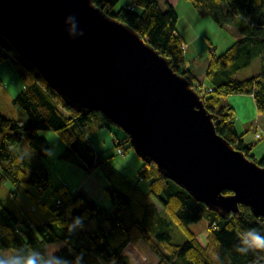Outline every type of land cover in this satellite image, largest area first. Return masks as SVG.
Returning <instances> with one entry per match:
<instances>
[{"label":"trees","instance_id":"16d2710c","mask_svg":"<svg viewBox=\"0 0 264 264\" xmlns=\"http://www.w3.org/2000/svg\"><path fill=\"white\" fill-rule=\"evenodd\" d=\"M91 1L107 15L136 30L166 56L170 67L185 76L200 94L204 106L212 113L216 131L235 148L264 165V157L256 159L251 153L253 144L245 143L242 134L236 132L233 107L220 103L221 97L227 94H251L257 112H264V0H188L200 16H210L219 26L237 21L238 37L220 53L209 49L205 76L212 90L207 92H202L196 84L198 81H192L189 70L182 67L185 47H182L183 38L175 30L177 15L172 5L165 3L162 8L158 0H131L113 11L118 0ZM130 5L133 7H128ZM134 5L140 10H134ZM255 58L259 62L256 74L235 77ZM6 59L23 81V87L12 99L18 116L0 114V189L5 181L20 184L34 202L40 221L30 223L0 201V259L18 250H22L19 254L27 250L43 251L47 243L61 241L64 245L55 252L57 256L73 260L77 254H82V264H128L129 256L123 252L124 248L143 240L157 257L152 264H264V252L242 255L235 250L239 235L244 231L254 228L264 234L263 216L254 215L242 203L233 213L222 215L210 210L159 172L152 161L142 160L136 171L138 181L148 180V189L143 193L133 182V202L129 193L121 189H105L113 212L64 183L52 189L53 202L33 194L31 187L41 190L49 183V172L42 164L27 171L25 156L16 152L11 142L24 139L39 156H44L49 145L39 132L52 130L64 143V156L90 172L106 163L108 156L95 152L88 136L114 123L99 110L81 113L66 104L43 79L38 68L20 56L0 33V62ZM125 142L129 141L124 132L122 138L113 141L116 151ZM131 209L134 213L122 217ZM77 216L83 218V223L96 219V229H80L70 235L66 226ZM201 218L207 221L205 243L199 242L189 227ZM171 223L185 236L182 243L171 240L168 233ZM11 264L18 262L11 261Z\"/></svg>","mask_w":264,"mask_h":264},{"label":"water","instance_id":"95a60500","mask_svg":"<svg viewBox=\"0 0 264 264\" xmlns=\"http://www.w3.org/2000/svg\"><path fill=\"white\" fill-rule=\"evenodd\" d=\"M79 27L84 35L70 39L65 28ZM0 33L66 104L101 111L141 160L208 209L242 203L264 217V165L216 131L189 80L136 30L91 0H0Z\"/></svg>","mask_w":264,"mask_h":264},{"label":"rangeland","instance_id":"374dc122","mask_svg":"<svg viewBox=\"0 0 264 264\" xmlns=\"http://www.w3.org/2000/svg\"><path fill=\"white\" fill-rule=\"evenodd\" d=\"M131 0H118L112 7L115 11L120 6ZM175 2L176 12L179 15V25L186 24V18L195 22L198 28L203 31V35L210 39L211 44L216 46V53L234 41L236 30L231 23L219 26L210 16H200L193 5L187 0H172ZM185 2V3H184ZM161 7L165 4L160 0ZM134 10L139 11L140 8L134 5ZM254 66L249 65L239 70L235 77L244 78L252 74ZM254 71V70H253ZM0 114L7 117H17V110L12 103L13 97L22 89L23 81L18 76L9 59L0 62ZM229 98L221 97L220 103L225 104ZM243 105V104H242ZM245 107L239 108L242 118L238 119L233 112V116L238 120V130L243 133V139L252 143L251 153L258 159L264 157V123L253 122L244 124L245 118L243 112H251L252 105L244 104ZM243 107V106H242ZM240 123L242 126L240 127ZM112 128L123 132V130L115 124H111ZM48 141L49 149L53 151V155L39 156L24 139L10 143V146L18 153L25 156L26 170L29 171L36 164H42L49 172V183H45L41 190L31 187L30 191L38 197L43 198L47 202L54 201V195L51 194L52 189L58 184L64 183L71 190H80L87 198L96 201L105 207L108 211L113 212V205L110 202L106 188L121 189L129 193L131 202L134 201V193H132V183L136 182L143 193L147 192L148 180H137L136 171L142 163L141 158L135 153L129 142L122 144V153L116 151V147L111 143V148L103 155L108 156L107 162L97 165L90 172H86L80 165L71 159H67L62 139L52 130H41L39 132ZM259 134L257 137L255 134ZM128 180L130 181L128 183ZM0 201L15 210L17 215L24 216L30 223H38L40 215L35 207L34 202L29 198L23 187L18 183L10 181L3 182L0 189ZM158 208H160L158 206ZM133 210L125 211L122 217L131 215ZM205 218H201L196 222L189 224V227L195 233L198 241L205 243L206 238ZM97 227V220L91 219L84 223L83 231H93ZM168 233L171 240L176 243H182L185 236L173 225L168 226ZM64 244L61 241L49 242L46 248L52 251L60 248ZM2 252V251H1ZM123 252L129 256L128 264H152L157 257L151 248L143 241L128 244ZM5 254V252H2Z\"/></svg>","mask_w":264,"mask_h":264},{"label":"crops","instance_id":"0c3cea01","mask_svg":"<svg viewBox=\"0 0 264 264\" xmlns=\"http://www.w3.org/2000/svg\"><path fill=\"white\" fill-rule=\"evenodd\" d=\"M158 1L160 4V0ZM184 1H187V0H184ZM129 2H126V3H129ZM163 2L164 4L169 3L170 5H172L174 10L176 11V6H175L174 1L163 0ZM176 15H177V18L175 22V30L183 38V41L185 43L182 67L189 70V74H190L192 81H202L204 84L209 85V83L207 82L206 76H205V71H206L208 61H209L210 52L214 51L216 53V46L211 44L210 39L206 37L205 35H203V31H201L198 28L195 22L193 21L191 22L189 18H186V21H187L186 24L179 25V15L177 14V12H176ZM230 23L236 29L234 30L235 32L234 38L236 39L238 37V30L236 28L237 21L234 20L233 24L232 22ZM229 45H227L223 49V51ZM210 48H212L211 51L209 50ZM250 65L254 66L253 68L254 71L252 70L251 75L256 74L259 71L258 58L253 59ZM225 97L229 98V101L227 103H229L233 107L235 114L238 115L237 116L238 119L242 118L241 114L239 113V108L243 109L245 107L244 104L246 102L252 105L253 109L251 112L249 113L243 112V116L245 118L244 124L249 123V121L251 120L253 122L255 121L261 122V118L263 119V123H264V112L262 113L257 112L255 102L251 94L231 93V94H227ZM238 122L239 121L234 118V127H235L236 132L238 134H242L241 137L245 143H249L243 139V136H244L243 133H241L238 130V127H237ZM241 126L242 124L240 123V127ZM123 136H124V131L120 132L116 130L115 128H112L111 125H108V126H105L93 132L91 135L88 136V140L90 144L92 145L93 149L95 150V152L104 154L111 148V143H113L114 140H118L122 138Z\"/></svg>","mask_w":264,"mask_h":264},{"label":"clouds","instance_id":"9594fccd","mask_svg":"<svg viewBox=\"0 0 264 264\" xmlns=\"http://www.w3.org/2000/svg\"><path fill=\"white\" fill-rule=\"evenodd\" d=\"M66 19L75 20L77 25H79V21L75 14H69ZM65 32L70 39H76L84 35L83 29L80 27L74 32L65 28ZM45 154L51 156L53 155V151L46 149ZM68 214H71L70 210ZM60 226L65 227L64 224ZM66 227L70 235L75 233L84 227L83 218L79 216L73 217L71 223L67 224ZM57 250L58 247L52 251H49L47 248L43 251L27 250V252L23 254H19L22 250H18L17 253L2 255L4 258L0 259V264H11V261H17L18 264H82V254H77L73 260H69L63 256L55 255ZM235 250L242 255H247L249 252H264V234L254 228L244 231L239 235ZM214 258L216 260L219 259L218 256Z\"/></svg>","mask_w":264,"mask_h":264},{"label":"built area","instance_id":"2783aa9c","mask_svg":"<svg viewBox=\"0 0 264 264\" xmlns=\"http://www.w3.org/2000/svg\"><path fill=\"white\" fill-rule=\"evenodd\" d=\"M128 7H130V8H132L133 7V5H130V6H128ZM182 47H185V44L184 43H182ZM196 84L198 85V87L202 90V92H207V91H210V90H212V87L210 86V85H207V84H204L202 81H198V82H196ZM256 135V137L259 135V134H255ZM122 147H119L118 149H117V152L118 153H122Z\"/></svg>","mask_w":264,"mask_h":264}]
</instances>
